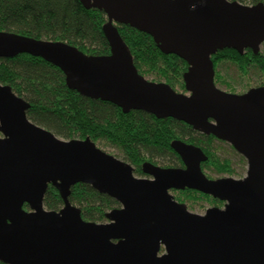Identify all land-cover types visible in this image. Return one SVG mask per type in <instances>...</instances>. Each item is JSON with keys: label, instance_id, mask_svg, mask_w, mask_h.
Returning <instances> with one entry per match:
<instances>
[{"label": "water", "instance_id": "1", "mask_svg": "<svg viewBox=\"0 0 264 264\" xmlns=\"http://www.w3.org/2000/svg\"><path fill=\"white\" fill-rule=\"evenodd\" d=\"M107 14L110 54H87L63 40L0 31V58L28 53L63 70L69 88L115 103L172 117L232 145L248 161L243 178H210L208 154L175 139L185 166L151 161L135 166L102 149L90 136L65 139L27 115L30 102L0 83V261L6 264H264V85L244 93L216 84L212 56L221 49L259 53L264 2L238 0H81ZM150 34L165 53L189 65L188 93L153 81L136 67L118 25ZM88 183L116 199L109 222L85 220L69 199ZM64 206L50 210L49 186ZM195 189L224 202L192 212L173 189ZM28 205V207H26Z\"/></svg>", "mask_w": 264, "mask_h": 264}, {"label": "trees", "instance_id": "2", "mask_svg": "<svg viewBox=\"0 0 264 264\" xmlns=\"http://www.w3.org/2000/svg\"><path fill=\"white\" fill-rule=\"evenodd\" d=\"M246 4L264 0H238ZM107 14L100 9L86 7L81 0H0V31H15L33 38L63 40L80 47L87 54H110L111 47L104 33ZM120 34L130 47L140 73L153 81H165L175 89L185 87L184 73L188 63L179 55L165 53L153 37L128 24L118 25ZM216 84H225L235 91L219 68L224 63L236 65L243 75L251 70L264 74V52L247 49L242 55L235 49H221L212 56ZM0 83L10 84L13 91L30 102L29 118L37 125L51 130L65 139L86 138L106 141L118 148L123 160L135 166L136 175H146L144 162L165 167H182L181 157L172 147L175 139L200 146L208 154L206 169L219 174H236L231 158L222 157L219 143L226 141L196 130L182 120L172 117L157 118L150 112L131 110L124 112L115 103L89 98L71 89L63 70L48 60L28 53L14 58H0ZM264 85V83L262 84ZM219 146H217L216 145ZM232 150L234 148L231 145ZM236 151V150H234ZM240 155V154H239ZM240 160H246L240 155ZM69 199L81 208L83 218L94 222L106 219V213L120 203L94 189L88 183H77ZM179 201L208 198L214 204L223 203L218 198L197 190L186 189L177 197ZM50 210L64 206L60 191L50 185L44 198ZM28 207V205H26ZM0 264H6L0 261Z\"/></svg>", "mask_w": 264, "mask_h": 264}, {"label": "rangeland", "instance_id": "3", "mask_svg": "<svg viewBox=\"0 0 264 264\" xmlns=\"http://www.w3.org/2000/svg\"><path fill=\"white\" fill-rule=\"evenodd\" d=\"M260 50L264 52V44L261 46ZM219 70H220L221 74H224L226 76V78L228 79V81L235 87L234 92H236V93H244L245 91L249 90L250 88L262 85L264 83V74H262L261 72H259L256 69L251 70L248 75H243L239 71V69L236 67V65H234L233 63L232 64L224 63L223 65H221ZM147 78L152 80V77H150V76ZM217 85L222 90L224 89L228 92H231V88L228 85H225V84H222V85L217 84ZM177 90L184 92V93H188L187 90H184L181 87L177 88ZM96 143L102 149L108 151L109 153H111L113 155H117L118 157H121L119 155L121 153V151L118 148H115L114 146L110 145L108 142L101 141V142H96ZM216 145H217V143H216ZM219 145L222 146V147H219L217 145L219 147L218 151H219L220 155L222 157L228 156L229 158L232 159L233 164H234V168L236 169L237 173L234 175H230L228 173L219 174L216 171L215 172L213 170L209 171L207 169L205 170V173H207L208 176L210 178H213V179H216L218 177H227V176H232L236 179L245 177L248 173V171H247L248 170V161L244 158L247 162H246V164L243 163L242 160H240L241 154L237 150L236 151L232 150L230 143H228V142H226L225 144L219 143ZM136 176H138V175H136ZM139 176L149 177L147 175H139ZM171 194L176 196V198L180 195V193L176 190L171 191ZM182 202H186L188 204L189 209L192 212H194V213L196 212L199 214H205L206 210L210 207H213V206H217V205L220 207L225 206L224 203H222V204L218 203L216 205L213 202H211L208 198H195V199L192 198V199L184 200ZM102 222H109V221L106 218Z\"/></svg>", "mask_w": 264, "mask_h": 264}, {"label": "flooded vegetation", "instance_id": "4", "mask_svg": "<svg viewBox=\"0 0 264 264\" xmlns=\"http://www.w3.org/2000/svg\"><path fill=\"white\" fill-rule=\"evenodd\" d=\"M0 136H1V133H0ZM183 166H185V164L183 165ZM148 176V175H147ZM150 177V176H149ZM186 189H190V188H185V189H183V190H177V189H173V190H176V191H178L179 193L180 192H184V190H186ZM172 190V191H173ZM190 190H192L193 191V189H190ZM208 195V194H207ZM211 196V195H210ZM213 197V196H212ZM178 200V199H177ZM179 201V200H178ZM180 202H182V201H180ZM221 202H223V201H221ZM182 203H184V202H182ZM224 203V202H223Z\"/></svg>", "mask_w": 264, "mask_h": 264}]
</instances>
